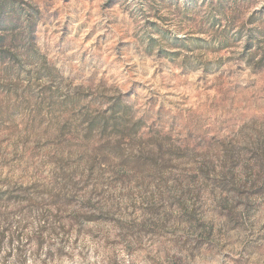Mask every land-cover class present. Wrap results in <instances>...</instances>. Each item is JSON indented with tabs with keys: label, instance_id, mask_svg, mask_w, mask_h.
Listing matches in <instances>:
<instances>
[{
	"label": "rangeland",
	"instance_id": "rangeland-1",
	"mask_svg": "<svg viewBox=\"0 0 264 264\" xmlns=\"http://www.w3.org/2000/svg\"><path fill=\"white\" fill-rule=\"evenodd\" d=\"M4 1L0 186L10 187H0V251L12 243L13 223L22 234L31 220L70 216L73 205L94 206L97 197L145 217L140 233L153 241L157 224L196 213L221 237L264 229V111H246L264 101V0ZM133 26L135 43L124 38ZM117 31L108 63L103 52ZM105 63V74L134 72L132 87L97 91ZM47 184L63 196L33 200Z\"/></svg>",
	"mask_w": 264,
	"mask_h": 264
},
{
	"label": "clouds",
	"instance_id": "clouds-1",
	"mask_svg": "<svg viewBox=\"0 0 264 264\" xmlns=\"http://www.w3.org/2000/svg\"><path fill=\"white\" fill-rule=\"evenodd\" d=\"M126 19L127 14L124 13L121 20ZM134 31L135 27H130L128 35L124 38L135 43L132 36ZM122 34L121 31H117L110 45L105 46L103 58L108 63L113 62L115 55L111 46L116 44ZM84 47L87 48L88 45ZM240 50L237 49V51ZM108 63L97 70L106 81V84L97 91L114 96L131 88L136 74L126 69L110 70L105 74ZM226 67H233V65H226ZM91 71L89 69V74ZM192 87L197 86L193 83ZM198 88L203 91L200 85ZM110 103L111 101L100 105L99 110L108 108ZM250 109L264 111V101L250 103L246 111ZM247 123L250 125L252 122L249 119ZM236 127L239 129L240 125ZM44 174L47 175L46 172ZM18 175L19 173H12L5 169V176L10 177L12 182L22 183L23 181L17 180ZM80 179L83 183L84 178ZM244 179L243 168H238L237 180ZM27 183L31 184L32 181L29 180ZM0 187L7 188L10 185L5 184ZM30 195L33 200L45 201L53 196L62 197L63 193L59 191V186L47 184V190L40 186ZM97 201H93L94 206L90 207L73 205L70 216L67 213H58L56 219L46 216L45 219L31 220L28 227L22 230V234H20L19 226L13 223L12 229L7 233L12 243L9 245L8 239L4 240L3 250L0 251V264H101V262L103 264H238V262L239 264H255L257 260L260 264H264V239L257 241V234L264 233V229H260L259 225L252 235H249L248 231L235 230L221 237L219 234L210 233L211 225L207 223L209 217L196 213L193 219L182 223L169 221L157 224V231L161 235L153 241L140 233L145 217L129 214L131 210L126 211L121 208L120 201L117 199L105 200L97 197ZM194 205L196 206L194 199L189 201L187 210L190 216L193 215ZM88 216L110 219H107L106 224L89 223V219H85ZM15 219L21 218L17 216ZM24 222L26 221H21V223ZM37 224L43 227L38 229ZM4 226L0 224V231H3ZM44 228L47 230H43ZM101 228L105 230L100 231ZM77 229H80L79 234ZM18 235L19 239H17ZM249 241H256L258 248H246ZM9 252L11 256L7 257L6 254Z\"/></svg>",
	"mask_w": 264,
	"mask_h": 264
},
{
	"label": "trees",
	"instance_id": "trees-1",
	"mask_svg": "<svg viewBox=\"0 0 264 264\" xmlns=\"http://www.w3.org/2000/svg\"><path fill=\"white\" fill-rule=\"evenodd\" d=\"M5 5V1L4 0H0V7L3 8ZM31 24H30V29H31Z\"/></svg>",
	"mask_w": 264,
	"mask_h": 264
}]
</instances>
